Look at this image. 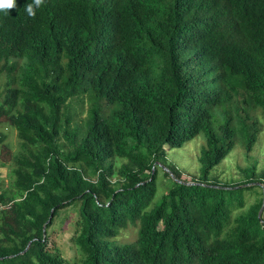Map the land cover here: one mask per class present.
I'll use <instances>...</instances> for the list:
<instances>
[{"label": "trees", "instance_id": "1", "mask_svg": "<svg viewBox=\"0 0 264 264\" xmlns=\"http://www.w3.org/2000/svg\"><path fill=\"white\" fill-rule=\"evenodd\" d=\"M28 3L0 11V123L22 145L14 154L0 131L15 162L0 264H264V196L233 211L264 171L209 175L264 125V0H44L35 17ZM200 132V173L186 179L166 151ZM156 161L171 183L147 209ZM76 200L82 257L70 262L47 230ZM129 225L135 236L117 240Z\"/></svg>", "mask_w": 264, "mask_h": 264}, {"label": "rangeland", "instance_id": "2", "mask_svg": "<svg viewBox=\"0 0 264 264\" xmlns=\"http://www.w3.org/2000/svg\"><path fill=\"white\" fill-rule=\"evenodd\" d=\"M5 75L0 77V85H3ZM75 100L69 102V105H74ZM83 107L80 110V117L83 118L86 113V107L89 105V101L84 99ZM80 106L74 105L73 108ZM0 131L6 134L5 142L9 145L11 151L17 154L21 149V141L17 135V129L7 123H0ZM61 150L70 148L68 142H65L64 136H60L58 139ZM205 143V137L203 132L198 133L196 136L184 142L182 146L171 147L166 151V157L168 161L176 163L183 168V177L190 179L192 175L198 176L200 173V163L197 159V155L201 147ZM243 140L240 139L231 151L210 170V176H217V179L221 182H235L244 178V172L241 168L254 164L255 171H264V125L259 133L257 142L250 151H246ZM14 160L3 162L0 157V191L3 189L12 188V167L14 166ZM157 165V190L156 193L148 205L147 209H151L160 200L161 195L166 190L167 186L171 183V178L166 175L163 169L166 167L160 162L156 161L153 164ZM167 170V169H166ZM95 179L94 176L89 177ZM264 178V176H263ZM261 196H264V189L259 186L256 190L246 189L244 192V205L236 207L234 213L247 208L252 202L258 200ZM79 202L73 201L66 207L60 208L54 217L52 224L49 226L47 233L50 238V245H56L59 252L70 262L79 261L82 257L79 247L74 243L72 237L76 232L77 225L76 220L79 217L78 213ZM262 216L264 218V206L261 209ZM136 228L129 225L123 229L117 236V240L129 241L135 236Z\"/></svg>", "mask_w": 264, "mask_h": 264}, {"label": "clouds", "instance_id": "3", "mask_svg": "<svg viewBox=\"0 0 264 264\" xmlns=\"http://www.w3.org/2000/svg\"><path fill=\"white\" fill-rule=\"evenodd\" d=\"M44 0H33V3H28L25 6V10L30 17H35V8L41 6ZM17 7V0H0V11L5 13Z\"/></svg>", "mask_w": 264, "mask_h": 264}, {"label": "water", "instance_id": "4", "mask_svg": "<svg viewBox=\"0 0 264 264\" xmlns=\"http://www.w3.org/2000/svg\"><path fill=\"white\" fill-rule=\"evenodd\" d=\"M264 206V203L262 204V206H261V208H260V210H259V213L258 214H260L261 213V209H262V207ZM52 210L53 209H51V211H50V214H49V218H48V220L51 218V216H52Z\"/></svg>", "mask_w": 264, "mask_h": 264}, {"label": "built area", "instance_id": "5", "mask_svg": "<svg viewBox=\"0 0 264 264\" xmlns=\"http://www.w3.org/2000/svg\"><path fill=\"white\" fill-rule=\"evenodd\" d=\"M4 206V204L0 201V208H2Z\"/></svg>", "mask_w": 264, "mask_h": 264}]
</instances>
